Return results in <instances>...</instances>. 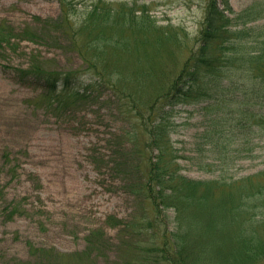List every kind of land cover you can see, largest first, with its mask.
<instances>
[{
  "label": "trees",
  "instance_id": "16d2710c",
  "mask_svg": "<svg viewBox=\"0 0 264 264\" xmlns=\"http://www.w3.org/2000/svg\"><path fill=\"white\" fill-rule=\"evenodd\" d=\"M60 2L61 16L37 28L17 30L1 22L0 48L16 49L24 39L40 43L53 30L66 28L64 35L90 78L48 68L35 53L28 67L15 68L20 79L36 83L40 95L61 103L98 88L114 95L125 125L110 135L108 160L141 212L129 220L115 217L119 236L128 234L123 254L133 247L131 260L143 264H260L264 159L263 168L253 174L232 178L223 172L264 148V21L254 23L264 18V0L240 11L230 0H206L202 25L193 37L183 27L159 24L148 4L136 0H91L82 12L78 2ZM179 104H201V129L194 133L187 158L199 169L221 171L219 176L197 179L182 173L172 139ZM4 195L0 183V199ZM5 207L9 215L27 211L18 200ZM86 238L81 252L28 241L32 259L14 264H33V259L49 264L50 258L58 264L89 263L107 247L101 229H92Z\"/></svg>",
  "mask_w": 264,
  "mask_h": 264
},
{
  "label": "rangeland",
  "instance_id": "374dc122",
  "mask_svg": "<svg viewBox=\"0 0 264 264\" xmlns=\"http://www.w3.org/2000/svg\"><path fill=\"white\" fill-rule=\"evenodd\" d=\"M67 1L71 6L78 2L81 12L91 2ZM253 1L230 0V4L235 11H240ZM136 2L148 4L159 24L183 27L191 33L190 37L198 33L204 19L206 0ZM61 14L60 0H0V23L17 30L30 25L37 28L42 21L58 19ZM262 21L264 18L254 23ZM71 22L73 32L75 17ZM67 25L64 22V27ZM64 30L62 27L63 34L53 30L50 39L40 43L24 39L16 49L0 48V183L6 196L0 199V264L32 259L28 241L63 252H81L94 228L104 231L107 250L86 264H117L119 255L120 264H143V261L131 260L133 247L123 254L122 245L128 234L120 237L119 225H116L115 217L129 220L135 215L139 217L141 212L135 210L133 196L123 187L108 160L113 154L110 135L125 125L116 111L114 95L108 88H98L92 95L82 91L86 97L64 98L61 103L40 95L42 88L36 83L24 82L15 70L28 67L36 53L46 67L75 70L79 75L85 74L88 80L91 71L87 70L76 47L70 46ZM76 40L79 42L82 37ZM183 53L186 55L185 50ZM200 106H178L172 139L181 156L182 172L206 179L219 176L221 171L199 169L187 158L192 153L194 133L201 129ZM255 153L257 157L243 159L223 174L238 178L262 169L264 148L259 146ZM14 200L22 201L27 207L26 213L9 215L5 206ZM58 262L49 259V264ZM37 263L33 259V264Z\"/></svg>",
  "mask_w": 264,
  "mask_h": 264
}]
</instances>
